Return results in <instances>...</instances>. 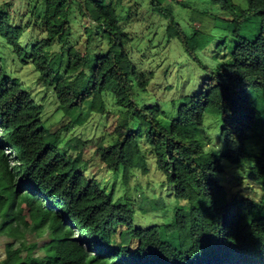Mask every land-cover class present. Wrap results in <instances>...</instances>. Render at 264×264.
Wrapping results in <instances>:
<instances>
[{
  "label": "trees",
  "instance_id": "trees-1",
  "mask_svg": "<svg viewBox=\"0 0 264 264\" xmlns=\"http://www.w3.org/2000/svg\"><path fill=\"white\" fill-rule=\"evenodd\" d=\"M167 1L148 0L147 12L164 21L166 39L179 41L204 78L195 80L196 92L172 101L175 113L166 123L158 103L137 100L155 76L130 59L135 46L146 50L142 34L150 24L129 33L126 24L143 22L135 0L124 3L123 19L114 0H26L16 16L0 7V235L11 240L0 264H264V0H207L211 12L202 17L214 24L189 32ZM79 22L94 62L73 70L65 49ZM214 38L220 41L211 51L228 38L234 46L209 68L199 53ZM5 48L37 73L36 83L53 93L55 112L68 123L47 127L42 105L4 70ZM105 93L119 113L107 142L97 144L100 162L127 181L137 167L147 172L152 154L172 186L170 221L135 228L131 204L82 171L84 141L65 139L85 102L90 112L107 113ZM205 114L218 117L221 151L211 147ZM223 161L245 173L257 199L228 198L219 178ZM22 206L31 229L48 238L46 260L34 255L36 243L22 241Z\"/></svg>",
  "mask_w": 264,
  "mask_h": 264
},
{
  "label": "rangeland",
  "instance_id": "rangeland-1",
  "mask_svg": "<svg viewBox=\"0 0 264 264\" xmlns=\"http://www.w3.org/2000/svg\"><path fill=\"white\" fill-rule=\"evenodd\" d=\"M114 1L120 12V18L124 17L127 11L124 3L128 0ZM135 1L140 5L139 10H141L143 22L136 21L126 25L129 26L128 31L133 37V35H138L147 23H150L142 34V43L147 42L146 50L148 54L145 45L142 44L143 46H135L136 48L133 51L129 50L130 59L140 72L150 77L155 76L151 86L148 87V93L141 94V97L137 100L141 101L143 98L145 101L158 103L166 112L167 118L162 120L163 123H166L175 113L172 101L177 103L178 97L185 92H196L198 86H195V80L203 79L204 73L190 61L176 38L166 39L165 34L162 32L164 21L159 19L157 15L147 12L148 0ZM25 2L26 0H0V7L8 10L11 16H16L17 12L22 13L24 11ZM167 2L174 9L176 21L186 32L190 31V27L205 30L208 28L207 24H214L209 16H205L206 19H204V16L202 17L203 11L211 9V5L207 0H168ZM176 2H179V4ZM85 39L83 26L79 22L73 27L70 41L65 49L68 65L73 70L87 68L94 62L92 54H86L85 52ZM141 39L140 37L137 40ZM218 41L220 40L214 38L209 45L210 47L199 53L201 60L209 68L217 64L218 54H223V49L229 52L234 46L233 40L228 38L226 46L220 44L219 50L215 46V49L211 51L212 45H216ZM132 45H134V41ZM2 64L4 70L22 83L24 88L30 91L35 101L42 105V117L46 119V125L50 130L54 131L60 125L68 123L69 120L66 117H63L60 112H55L56 105L53 93L36 83L37 73L32 71L30 65H20L14 60L8 49L6 55L2 58ZM103 96L105 97L107 113L103 115L92 113L90 112L89 103L85 102L79 117L71 123L69 131L64 135L65 139L76 137L84 141L82 156L86 163L82 167V171L87 177L96 178L107 191L113 187L115 200L119 199L120 202L131 204L135 211L132 219L135 228L146 229L153 224L170 221L175 204L172 186L165 182V177L157 169L152 154H148L145 158L147 172L142 173L141 169L137 167L132 170L127 181L123 180L120 172L114 174L108 171L100 162L96 153L97 144L100 139L103 143L107 142L108 136L114 128L115 118L119 113V108L114 105V96L110 93H105ZM204 130L211 137L213 150L221 151L223 146L219 135L218 117L205 114ZM143 149H147L146 146L143 145ZM67 153L75 154L72 149H69ZM222 165L224 172L219 178L228 198L238 200L258 198V188L246 178L245 173L239 167L227 161H223ZM21 212L25 217L24 238L22 241L26 244L36 243L37 249L34 251V255L46 260L43 245L48 241V238L46 235H37L31 229L27 207L22 206ZM10 241L9 238L0 235V257H3L4 245ZM15 247L21 249L18 243L15 244ZM22 253L24 255V251Z\"/></svg>",
  "mask_w": 264,
  "mask_h": 264
}]
</instances>
